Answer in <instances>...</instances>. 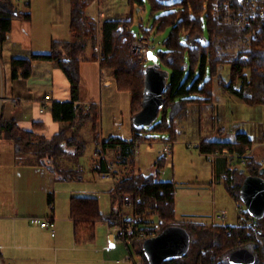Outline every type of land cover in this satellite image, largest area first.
Masks as SVG:
<instances>
[{
    "label": "trees",
    "instance_id": "16d2710c",
    "mask_svg": "<svg viewBox=\"0 0 264 264\" xmlns=\"http://www.w3.org/2000/svg\"><path fill=\"white\" fill-rule=\"evenodd\" d=\"M90 0H71L70 28L72 38L66 41H53L51 49L46 53H33L30 58H14L11 61L13 77L22 75L29 78L33 73L34 61L56 62L71 83L72 100L52 104L55 121L64 123L60 131L51 139H45L32 132L20 129L12 119L3 115L0 107V138L15 144L17 156L33 153L40 164L53 173L57 171L65 177H71L70 169L58 168V160L65 155L79 156L86 148L87 139L81 136L84 127L89 126L94 132V141L99 145L97 134L99 126V106L91 104L86 109L75 105L80 100L81 73L80 65L85 60L99 61L97 48L98 24L88 18L85 10ZM152 12H162L153 22L151 29L142 28L141 35L149 37L156 28L158 32L170 28L163 41V49L156 57L160 64H155L162 73H168L167 86L164 91V104L159 111L157 120L145 128L137 127L134 116L141 110L144 92L146 62L136 63L130 56L128 47L121 42L118 27L129 25L131 20H104L100 26L102 33L101 47L103 59L100 66L112 69L119 91L131 92V128L132 139L125 141L113 136L103 141V149L117 148L118 156L125 165L134 164V144L136 141H157V137L168 134L174 140L177 135L174 110L180 104L183 108L188 104H205L213 100V80L230 93L239 97L249 106L264 105V27L257 31L256 38H250L252 28L229 27L217 24L210 15L209 8L215 0H175L172 3L163 0H148ZM131 13L136 6L142 7L145 0H127ZM15 16L24 20L30 19L28 12H19L15 0H0V44L11 30ZM134 38L129 28L124 32ZM245 49L233 54L240 43ZM93 52L86 56L88 46ZM246 56V57H245ZM229 66V79H225L222 71ZM181 110V109H180ZM171 113V114H170ZM4 134V135H3ZM159 139V138H158ZM253 141L246 133H238L233 141L204 139L200 143L202 154L230 151L245 152ZM65 147L73 149L70 153ZM218 177H222L229 194L234 200L240 201V189L248 176L261 175L260 164L253 159L242 169L231 171L227 160L217 158ZM158 168L164 161H157ZM98 171L107 169L104 159ZM249 171L246 174V171ZM120 192L134 193L141 196L142 210L146 205L158 210L163 218V231L169 227L184 228L190 239L189 252L183 256L165 261L163 264H229V254L238 248H247L256 256L255 264H264V215L259 219L260 229L250 235L244 228L234 226L203 225L193 222H179L175 213V185L169 181H155L153 176H144L140 171L127 176L119 183ZM51 196V194L49 195ZM52 204V199H49ZM155 204H157L155 206ZM115 210V209H114ZM115 216V215H114ZM71 218L74 221L75 235L78 241H92L95 237L97 222L105 216L101 213L99 200L94 196H74L71 199ZM198 237H194V235ZM215 235V242L206 238ZM189 247V248H190ZM194 247L196 250H194ZM149 264V259L144 255ZM220 261V263L218 262Z\"/></svg>",
    "mask_w": 264,
    "mask_h": 264
},
{
    "label": "crops",
    "instance_id": "0c3cea01",
    "mask_svg": "<svg viewBox=\"0 0 264 264\" xmlns=\"http://www.w3.org/2000/svg\"><path fill=\"white\" fill-rule=\"evenodd\" d=\"M121 1L127 3V0ZM96 4L91 9L101 17H106L105 20L125 19L131 20V23L134 18L133 12L138 7L136 6L131 13L129 5L127 8L123 5L119 6L115 0L104 2L98 0ZM15 5L19 12H28L30 19L24 20L15 16L10 32L0 44V107H3L4 118L14 120L20 129L45 139H51L64 125V123L54 120L52 104L55 101L72 100L71 83L68 77L56 62L51 61H34L33 73L27 79L22 75L13 77L11 61L14 58H30L33 53H46L38 49L50 50L53 41H66L72 38L71 0H28L25 9L16 1ZM95 6L96 8H94ZM131 23L128 25L129 28ZM138 35H141L140 32ZM93 62L96 67L92 66L91 72L88 71L86 64L81 63L80 65L82 78L80 100L74 103L75 105L80 104L86 109L91 104L99 106L98 129L101 128L102 135L100 144L111 136L118 139V135L121 134L123 136L119 139L130 141L132 139L130 93L119 91L116 83L112 80L108 82L109 85L105 86L101 79L100 62L95 60ZM89 73L90 79L93 81L91 91L86 83ZM222 94L232 109L239 114L264 112L255 109L249 110L248 105L246 106L239 97L226 89ZM48 95L50 99L46 100ZM197 105L212 106L216 114L217 112L220 114L222 110L221 101L216 95L212 102ZM118 118L123 123L121 129L114 125V121ZM85 133L95 136L89 126L83 128L81 133L83 138L87 137ZM238 133H246L253 141L251 158L254 163L260 164L264 159V125L249 130L245 125L240 124L239 119H235L232 127L227 130L220 128L217 123L212 136L201 138L197 147L199 149V145L204 139L233 141ZM0 139H4L3 142H0V151L6 152L9 156L5 158V155L0 152V264H131L127 262L128 260H122L126 249L134 250L144 260V241L137 242L130 247H127L121 240L114 241L109 245L110 247L107 245V220L118 217L119 199L115 192L112 193L113 197L111 196L108 200L109 204L105 210L101 208L99 196L94 194L97 191L96 188H88V190L86 187L82 188L81 193L83 194L70 193L66 195L64 186L57 187V174L42 166L33 153L17 156L14 142L7 140L5 136ZM97 146L99 147V145ZM65 150L71 152L70 148L65 147ZM200 154L211 162L210 181L186 180L178 183L173 173L167 178L164 173L161 175V181H169L175 185L177 221L211 226L215 223L213 222L215 217L221 213L217 210L214 196L215 186L218 182L223 181V178L218 177L217 160L212 161L206 154L201 152ZM148 155L149 160L147 161L150 162L148 165L150 170L152 162L155 160L152 157L154 154L148 153L146 150L142 152V156ZM134 156L133 165L137 163V154L134 153ZM133 165H131L132 173L147 169L139 168L138 163L136 167H132ZM89 166L92 174L99 173V167L95 168L92 163ZM164 167L165 172L166 167L167 170L174 169L173 153L167 163L164 162L161 169ZM151 171L154 172V168ZM80 177L84 178V173ZM60 178L67 179L64 174ZM208 188H211L213 198H206L209 192ZM108 190L112 191L110 186ZM98 191L101 192V190ZM180 192L183 198L179 196ZM50 194L51 196H49ZM74 196H94L99 200L100 211L105 218L97 222L95 237L92 241L86 239L78 241L76 238L74 221L71 218V199ZM50 198L52 204L49 202ZM182 200L189 204V208L178 214L177 207ZM205 202L211 203L212 208L206 207ZM224 211L226 212V224H235L237 219L234 222L233 218L228 216L229 212ZM32 216L52 218L55 221V236L51 235L49 229L31 224L28 217ZM228 219L231 222H228ZM208 221L211 222L208 223ZM144 264H147L145 260Z\"/></svg>",
    "mask_w": 264,
    "mask_h": 264
},
{
    "label": "rangeland",
    "instance_id": "374dc122",
    "mask_svg": "<svg viewBox=\"0 0 264 264\" xmlns=\"http://www.w3.org/2000/svg\"><path fill=\"white\" fill-rule=\"evenodd\" d=\"M92 1L94 2L95 0H90L85 10L86 16H88V18L90 19L92 18L88 15V7L92 3ZM104 1L106 0H103V2ZM115 1H117V4L119 6L123 5L124 7L127 8L128 4L126 2L123 3L121 0H115ZM163 1L167 3H172L175 0H163ZM16 3H19V2L16 1ZM161 13L162 12H152L151 4L149 3L148 0H145L144 6L136 7L133 12V17H134L133 23H131L130 25L132 33L134 35H138L139 32L142 31V28H144L145 30L151 29L153 26L154 19ZM105 18L106 17H101L100 22L99 23L96 22L98 24V31H97L98 58L100 56L104 57L102 53L103 50L101 47L102 33H101L100 26L102 22L105 20ZM169 32H170V28H166L165 30L160 31V32H158L157 29L154 28L151 31V34L149 37L152 40V46H151V49L149 50L147 58L144 59L143 62H146V64L149 66L160 64L156 55L158 51L163 49V41L168 36ZM120 38H121V42H123L124 45L128 47L129 52L131 54L130 56L133 58V60H135V62L139 64L143 63L138 59L137 57L138 55L132 52V50L130 49V46H131L130 40H132V38L128 37L124 33L120 34ZM240 48L245 49L246 48L245 43L241 42L240 45L236 47V49H233V54L236 55L239 51H241L242 49ZM38 50H40L41 52L49 51V49H38ZM92 52L93 50L91 46L89 45L86 51V56L91 57ZM82 64H86L88 71L90 72H91L92 66L96 67L95 62H93L92 60L82 61ZM228 68L229 66H225L224 70L222 71V74L227 80L229 79ZM105 69L107 70L106 78L104 80L105 86L109 85L108 82L109 81L111 82V80L114 81L117 86V81H116V78L112 74L113 73L112 69L108 67H105ZM86 83L88 84L87 85L88 89L91 91L93 88V81L90 79V73H89V77ZM223 91L224 89L219 85L218 81L214 78L213 94L216 96H219V100L221 101L222 110L220 111V114L218 112L216 114L212 106H202L201 107L200 105H197V104H188L184 106L183 108L180 106V104L176 106V109L174 110L176 114L175 123H176V129L179 131V134L177 131L176 138L172 140L174 144L173 149H172V153L174 156V169L167 170V167H166V172H165L166 175H164L165 178L170 177L173 173L174 178L178 183L185 182L186 180H204V181L209 180L210 181L211 175L209 172V167H210L211 162L207 160L205 157L201 156L200 151L197 147V143H199L201 138L212 136L213 129L217 123L219 124L220 128H225L227 130H229L232 127L233 121L235 119H239L240 124L245 125V127H247V129L249 130H251V128H254L256 126L259 128V127H262V125H264V112H255L253 114H248V113L239 114L235 112L232 109L230 103L225 100L222 94ZM121 92H129V91H121ZM129 93L131 96V92ZM245 105L247 106V104ZM228 106L229 108L227 109ZM247 107H249L248 108L249 110L255 109V110L264 111V105H259V106H249L248 105ZM250 107H253V108H250ZM97 134H98L99 141H101V136H102L101 128L97 130ZM103 135L105 136V133H103ZM85 139H87V144H86L85 151L81 155L69 156L67 154L57 161L58 168L61 169L62 167H65L67 169H70L71 172H68V175L72 176V177H68L67 179H61L60 176L62 175V173H60V171L59 172L57 171L56 173L57 174V181H56L57 187L64 186L66 195H69L70 193L83 194L81 192L86 187H87L86 189L96 188L97 191L94 194L99 196L100 201H101V208L105 210L106 206L109 204L108 200L110 199L111 196L113 197L112 193H114V191L108 190L110 186L109 181L102 180L99 173L92 174V172H90L89 170L90 163L93 162L96 166H99L100 164V156H97L95 154H99L101 151V148H100V143H99V147L97 146L98 144H96V142L94 141L92 134L88 133ZM163 139H169L168 134L157 137V141H155L154 143L160 140H163ZM3 141L4 139L2 140L0 139V142H3ZM153 146L158 147L157 144H153ZM249 148L251 149V151H253L252 146ZM72 150L73 149H71L70 151ZM97 150H98V153H97ZM144 150H146V145L145 143H142L140 146V151L137 153V163H138V167L141 169L148 168V165H150V162L147 161L149 160V155L142 156V152H144ZM0 152L5 155V158L9 157L6 152L4 151H0ZM103 153H104L105 160L108 163H110V165L114 166L115 170L117 169L116 172L120 176V178L121 177L123 178L124 176L129 177V172H131V164L125 165L121 162L122 160H120L118 156L119 152L117 148H109V150L106 149L104 150ZM152 157L153 159H155L156 156L154 155ZM163 161L165 162L164 159ZM137 163L133 165L132 167H136ZM247 165L241 166V168H238V169H242L246 167ZM231 171H236V169L231 170ZM83 173H84V178H81L80 175H83ZM248 173L249 171L247 170L246 174ZM179 185H182V184H179ZM98 190H101V192H99ZM208 190L209 192L207 191L208 195H206V198H213V192L211 191V188H208ZM181 194L182 193L180 192L179 196L183 198ZM214 199L216 201L217 210L219 212L226 210L227 212H229L228 216H231L233 218L231 219L234 220L235 222V220L237 219L236 215H237V208L239 207V203L238 201H235L234 199H232L231 195L229 194L226 188L224 181L218 182L216 184ZM156 205L157 204H155V206ZM188 205H189L188 203L182 200L179 206L177 207L178 214H180L182 210L188 209L189 208ZM205 205L206 207H209L210 209L212 208V204L209 202H205ZM154 212L155 211H151V214H154ZM156 219H157L156 217L152 216V220L156 221ZM210 222L211 221H208V223ZM228 222H231V221L228 219ZM194 237H198V235L195 234ZM206 239L211 241L212 243L216 241L215 235H213L212 237H208ZM189 250L190 251L188 252L191 256L193 253V246H191ZM194 250H196L195 247H194ZM126 253H128L127 249H126ZM133 253H134L135 259L140 258L137 255V253H135L134 250H133ZM127 262H130L131 264H133L132 261L128 260Z\"/></svg>",
    "mask_w": 264,
    "mask_h": 264
},
{
    "label": "built area",
    "instance_id": "2783aa9c",
    "mask_svg": "<svg viewBox=\"0 0 264 264\" xmlns=\"http://www.w3.org/2000/svg\"><path fill=\"white\" fill-rule=\"evenodd\" d=\"M20 3L23 9L26 8V2L28 0H16ZM97 0L90 4L88 7V15L99 23L101 20L100 14L96 13L91 9L92 6L97 5ZM96 8V6L94 7ZM209 12L213 20L220 25L229 27H240V28H252L253 31L250 34V38H256L259 29L264 27V0H215L210 6ZM121 33H124L129 27L125 24H120L118 27ZM125 34V33H124ZM130 49L132 52L136 53L138 59L143 62L147 58L149 50L152 46V40L150 37L138 35L132 38ZM102 56L99 57V62L102 60ZM107 70L101 68V79L105 85ZM46 100L50 99V96H46ZM1 100V98H0ZM114 125L120 129L123 126L122 120L120 118L114 121ZM123 134L118 135V138L122 137ZM123 140V139H122ZM145 143L146 150L153 153L156 157L152 162V168L154 172L145 169L141 173L144 176H153L155 181H161V175L165 173V169H159L157 161L164 159L167 163L168 159L172 155L173 142L170 139H163L156 143L154 142H139L136 141L134 144V153L137 154L140 151V146ZM153 144H157L158 147H154ZM101 151L97 156H100V163L104 158V149L102 145L100 146ZM200 149V145H199ZM252 151L250 148L245 152L240 151H230L224 149L221 152L208 153L206 154L212 161L221 157L227 160L228 167L230 170H237L241 166L247 165L251 161ZM106 161V160H105ZM107 169L101 170L99 175L102 180L109 181L110 189L114 191L119 199L118 206V217L109 218L107 220V230H106V240L109 246L116 240H121L127 247L133 246L137 242H143L149 238L158 236L163 231V218L160 216L158 210L145 206L142 210L140 209V204L142 203L141 196L135 195L134 193L120 192L119 183L121 180L125 179L117 174V169L110 165L106 161ZM92 165L96 167L93 162ZM260 165L264 167V159L261 160ZM133 173L129 172V176ZM239 202V207L237 208V221L233 225L226 224V212L222 211L215 217V222L213 225L218 226H234L239 228H244L247 230V234L254 233L260 229L259 219L252 216L247 207L243 202ZM151 211H155L151 214ZM152 216L156 217V221L152 220ZM31 224H35L44 229H49L51 235L55 236V221L49 217H38L32 216L28 217ZM110 247V246H109ZM122 260L132 261L133 264H144V260L140 257L138 259L134 258V253L129 249ZM220 263V261H218ZM199 264H202L201 262Z\"/></svg>",
    "mask_w": 264,
    "mask_h": 264
},
{
    "label": "water",
    "instance_id": "95a60500",
    "mask_svg": "<svg viewBox=\"0 0 264 264\" xmlns=\"http://www.w3.org/2000/svg\"><path fill=\"white\" fill-rule=\"evenodd\" d=\"M241 1V0H239ZM168 73L155 66H148L145 73L144 92L141 110L134 116L133 122L139 128L150 127L158 118L164 104V91ZM264 174V168L261 169ZM241 200L249 213L257 219L264 215V177L248 176L240 189ZM190 247L187 231L181 227H169L156 237L144 241V254L151 264H163L165 261L183 256ZM229 264H255V254L247 248H238L228 256Z\"/></svg>",
    "mask_w": 264,
    "mask_h": 264
}]
</instances>
